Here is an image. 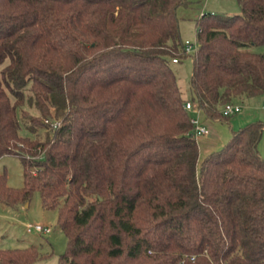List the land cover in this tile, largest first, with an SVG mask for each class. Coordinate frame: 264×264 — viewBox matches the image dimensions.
<instances>
[{"label":"trees","instance_id":"obj_1","mask_svg":"<svg viewBox=\"0 0 264 264\" xmlns=\"http://www.w3.org/2000/svg\"><path fill=\"white\" fill-rule=\"evenodd\" d=\"M237 1L239 14L197 19L190 92L201 120L264 93V0ZM189 3L0 0V159L23 168L20 189L0 169V202L38 191L57 210L67 247L56 264H264V123L199 161L171 67L191 55L177 15ZM25 105L49 138L20 135ZM43 257L0 249V264Z\"/></svg>","mask_w":264,"mask_h":264},{"label":"rangeland","instance_id":"obj_2","mask_svg":"<svg viewBox=\"0 0 264 264\" xmlns=\"http://www.w3.org/2000/svg\"><path fill=\"white\" fill-rule=\"evenodd\" d=\"M205 12L233 15L239 14L241 9L237 0H190L189 5L180 6L177 10L183 42L197 40V19ZM192 55L178 63L171 62L179 87L187 101H191ZM236 103L242 108L240 113L228 119H210L207 122L209 133L197 137L200 149L199 161H202L208 153L220 149L230 139L233 131H238L254 121L264 123V93ZM24 110L27 114L38 115L36 109L26 105L18 109L20 135L40 140L49 138L50 132L46 127L40 124L32 125L23 115ZM259 152L264 157V132L259 144ZM0 169L6 171L8 187L22 188L23 168L18 156H3L0 159ZM57 218V210H46L42 207L38 191H35L24 203L8 205L0 202V249L36 246L44 257L34 264H56L67 247L66 236L57 225ZM28 224H41L50 227L51 230L49 233L28 232L26 228Z\"/></svg>","mask_w":264,"mask_h":264},{"label":"built area","instance_id":"obj_3","mask_svg":"<svg viewBox=\"0 0 264 264\" xmlns=\"http://www.w3.org/2000/svg\"><path fill=\"white\" fill-rule=\"evenodd\" d=\"M198 48L197 40L195 42L186 41L184 42V50L187 54L196 53ZM177 62V59H174ZM184 109L191 114L190 122L194 126V133L196 137L204 136L209 133L207 126L202 122L200 118V109L192 101H186L184 104ZM242 111L241 106L236 102H229L222 106L221 113L224 116H232L238 114ZM49 123L48 120L45 121ZM51 125L56 128L60 125V122H51ZM28 232L36 231L40 233H49L51 228L41 224H28L26 226Z\"/></svg>","mask_w":264,"mask_h":264},{"label":"crops","instance_id":"obj_4","mask_svg":"<svg viewBox=\"0 0 264 264\" xmlns=\"http://www.w3.org/2000/svg\"><path fill=\"white\" fill-rule=\"evenodd\" d=\"M202 120H203V123L206 124V126H207V122L210 121V120H208V119H202ZM216 120H217V119H216ZM263 132H264V131H263ZM262 135H263V134H262ZM261 139H262V138H261ZM259 144H260V143H259ZM258 148H259V146H258ZM261 156H262V155H261ZM262 157H263V156H262Z\"/></svg>","mask_w":264,"mask_h":264}]
</instances>
